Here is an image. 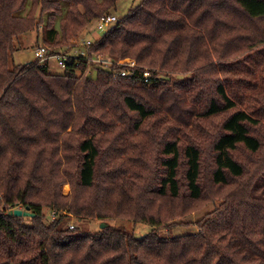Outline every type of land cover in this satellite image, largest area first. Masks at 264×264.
<instances>
[{"label": "trees", "instance_id": "obj_1", "mask_svg": "<svg viewBox=\"0 0 264 264\" xmlns=\"http://www.w3.org/2000/svg\"><path fill=\"white\" fill-rule=\"evenodd\" d=\"M116 3L0 0V264H264V0H139L84 48L111 65L15 61Z\"/></svg>", "mask_w": 264, "mask_h": 264}, {"label": "rangeland", "instance_id": "obj_2", "mask_svg": "<svg viewBox=\"0 0 264 264\" xmlns=\"http://www.w3.org/2000/svg\"><path fill=\"white\" fill-rule=\"evenodd\" d=\"M139 2V0H117L116 3V11L113 12L114 15H116L117 17H121L124 16L128 10L132 7L135 6V4H137ZM39 31L43 32L41 30V26L39 27ZM34 33H27L24 34L22 36V44L25 45L24 50H20L15 52L14 54V59L16 62H23L26 60H30L33 59V54H32V46L30 45V43L32 44V40H34ZM97 35H98V31L95 30V19L91 20L84 28H82L81 30H79L76 34V36H73L70 41H69V47H67L70 51L76 50L77 53H79V51L81 49L77 48L76 46L73 45L74 40L78 39V37L80 36H85L91 40L97 39ZM30 43H27L29 42ZM29 44V45H28ZM60 50H63V48H61ZM18 53V54H17ZM47 64H48V70L51 73H61L63 71V68H61L57 63L56 60L54 58H49V60H47ZM91 75H95V72L91 70ZM170 77H175L172 74H169ZM168 75L164 76L165 78L169 77ZM175 79V78H174ZM63 193H68L69 191V184H64L63 185ZM212 204L209 203L207 204L204 208H202L201 210L194 212L191 216H190V220L191 221H196L199 217H201L204 213L208 212L209 210L212 209ZM49 211L46 210L45 214H47V217H49ZM52 217V215H51ZM29 220V219H28ZM77 222H81V226L84 230H97L100 229V223L101 221H99L98 219H85L83 221H76L75 216L71 215L70 218V223H77ZM108 223V225H114V226H118L127 230H131L134 232V234L136 236H143L146 233H148L151 230V226L145 222H141V221H137L134 222L132 220L129 219H114L111 221H106ZM184 229L181 226H175L171 229L170 234H180L182 233ZM188 231L189 232H196L198 231V228H196L195 226H189L188 227ZM161 233H166V230H161Z\"/></svg>", "mask_w": 264, "mask_h": 264}, {"label": "built area", "instance_id": "obj_3", "mask_svg": "<svg viewBox=\"0 0 264 264\" xmlns=\"http://www.w3.org/2000/svg\"><path fill=\"white\" fill-rule=\"evenodd\" d=\"M115 19H116V15H114L113 13H106L95 20V30L98 31L97 39H99L106 33L107 29ZM92 42L93 40L85 36H80L78 37V39H75L73 45L81 49L79 53H77L76 50L70 52H65L63 50L53 51L46 44H41L39 46L32 48L33 59L35 58L39 59L40 63L42 64L44 62L47 63V60H49V58H54L56 60V63L61 68H64L68 62H73L75 58L80 56L86 58L87 60H89V62L101 63L103 65H111L112 60L104 57L103 55H96L93 57L86 56L84 48L90 45ZM117 63L127 64L128 69L120 71V75L123 76L127 75V73L131 71V69L134 66H136V62L129 58L118 60ZM159 77L160 76L158 75L153 76L151 72L148 70V68H145L142 71V82L144 83H149L152 80ZM51 215L53 217V213H51Z\"/></svg>", "mask_w": 264, "mask_h": 264}, {"label": "water", "instance_id": "obj_4", "mask_svg": "<svg viewBox=\"0 0 264 264\" xmlns=\"http://www.w3.org/2000/svg\"><path fill=\"white\" fill-rule=\"evenodd\" d=\"M9 213H12L17 216H26V217H32L34 216V213L31 212L28 207L21 208V207H15L12 210L9 211ZM108 223L106 221H101L100 223V228H103L107 225Z\"/></svg>", "mask_w": 264, "mask_h": 264}, {"label": "crops", "instance_id": "obj_5", "mask_svg": "<svg viewBox=\"0 0 264 264\" xmlns=\"http://www.w3.org/2000/svg\"><path fill=\"white\" fill-rule=\"evenodd\" d=\"M18 54V53H17Z\"/></svg>", "mask_w": 264, "mask_h": 264}]
</instances>
